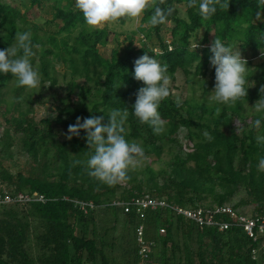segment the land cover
Returning a JSON list of instances; mask_svg holds the SVG:
<instances>
[{"label":"trees","instance_id":"16d2710c","mask_svg":"<svg viewBox=\"0 0 264 264\" xmlns=\"http://www.w3.org/2000/svg\"><path fill=\"white\" fill-rule=\"evenodd\" d=\"M19 1L16 5V0H0V49L16 44L17 31H30L33 45H39L32 64L41 76V96L46 83L51 89L58 85V63L70 80L64 98L52 97L56 118L37 123L28 118L36 89L18 87L10 73H0V195L31 198L0 204V264H141L139 225L145 228V240L153 244L145 264H264L260 250L254 256L260 242L230 214H215L216 224L201 225L174 209L215 210L229 204L237 215L264 217V171L258 169L264 143L256 140L264 135V113L253 108L264 85V17L256 19L257 0H228L229 7L217 8L210 19L199 14L200 0L195 7H188L189 0H165L160 6L174 9L167 18L174 24L170 43L162 37L166 23L149 24L152 9L140 18L141 28L121 19L111 27L91 29L75 0H50L59 30L41 35L31 26L30 16L34 6L46 0ZM152 35L160 50L151 44ZM215 36L233 50L238 48L248 62V95L235 104L207 98L214 87L207 78L211 68L215 80L210 64ZM110 37L114 47L110 56H104L100 48ZM138 37L143 42H136ZM145 54L169 65L171 84L183 73L205 97L190 98L177 107L178 98L169 86L170 95L158 107L165 121L161 134H154L132 111L139 88L145 86L134 78L135 61ZM4 89H9L10 98ZM22 106L28 111L16 114ZM125 107L129 109L125 138L140 144L144 157L129 169L130 179L109 186L89 175L87 161L94 149L88 148L86 131L81 129L71 140L66 134L77 117L82 123L83 118L103 116L106 124L112 110ZM195 107L200 112L197 118ZM256 119H261L260 129L253 126ZM16 142L28 158L26 171L5 166L6 161H15ZM165 150L170 158L163 161ZM154 163L163 166L156 169ZM119 189L122 200L148 195L168 206L147 210L145 218L135 208L125 213L114 204ZM241 192L245 196L236 202ZM243 206L252 208L246 213L240 210ZM224 223L229 227L221 230ZM128 229L134 232L130 248L125 244ZM116 247L121 255L111 256Z\"/></svg>","mask_w":264,"mask_h":264},{"label":"clouds","instance_id":"9594fccd","mask_svg":"<svg viewBox=\"0 0 264 264\" xmlns=\"http://www.w3.org/2000/svg\"><path fill=\"white\" fill-rule=\"evenodd\" d=\"M165 0H75V7L82 12L86 25L91 29H103L111 27L121 19H127L136 24L145 11L152 9L149 18L151 26H157L167 22L174 9L169 6L162 8ZM196 0H189L188 7H195ZM229 7L228 0H200L199 14L203 19H210L217 8ZM256 19L264 17V0H257ZM216 37V36H215ZM16 44L7 49H0V73L11 74L17 80L18 87L27 89H41V76L32 64L34 48L32 33L30 31L15 33ZM138 46V45H137ZM199 44L197 45V48ZM210 64L215 68V86L212 99L220 104H235L246 99L248 93L246 73L248 71L247 60L242 58L241 51H234L231 45H226L219 37L211 43ZM261 56L264 52L261 51ZM169 65H163L156 58L145 54L135 61L134 78L145 85L139 88L136 102L133 106V114L141 123L149 124L154 134L164 131L165 121L158 111L160 102L170 95ZM254 84L251 86L253 87ZM39 92V91H38ZM37 92V93H38ZM260 99L253 106L258 113H264V85L259 88ZM177 107L180 100L177 99ZM129 117V109L112 110L108 115V122L103 123V116H91L89 118L77 117L74 125L68 126L66 139L79 136L80 130L87 133L88 148L94 149V154L87 161L89 175L109 185L124 183L130 179L128 171L138 163V157H144V150L135 141L126 140V122ZM256 129L261 127V119L253 122ZM207 139L211 136L204 132ZM257 143H264V135H257ZM76 163H79L77 161ZM258 169L264 171V158L259 160Z\"/></svg>","mask_w":264,"mask_h":264},{"label":"rangeland","instance_id":"374dc122","mask_svg":"<svg viewBox=\"0 0 264 264\" xmlns=\"http://www.w3.org/2000/svg\"><path fill=\"white\" fill-rule=\"evenodd\" d=\"M6 2H12L13 0H5ZM20 4L19 0H16V5ZM20 6V5H19ZM181 15L185 16V12H184V7L181 8ZM34 13L31 14L30 16V24L33 27V29L36 30H40V34H44L47 33L49 35H52L56 32H58L59 30V22H56L53 20V16H54V12H55V8H54V3L50 0H46L42 3V5L40 7L38 6H34L33 8ZM137 27L139 26V28H141V24L140 21L138 24H136ZM146 26H148V24H146ZM174 24L172 22H166L163 30H162V37L163 39L170 43L172 41V35H171V31L173 28ZM203 32H199V38L202 37ZM113 38L110 37L109 38V43L107 46L105 47H101L100 48V52L104 55V56H110L111 54V50L113 49V45L114 42L112 40ZM123 37H120L119 40L120 42L123 41ZM136 42L140 43L143 42V38L142 37H138L136 38ZM157 37L155 35H152L151 37V44L153 45V47L157 50H160L158 47V43H157ZM234 51H239L238 48H235ZM242 53V52H241ZM245 58V57H244ZM257 61L261 62L263 61V59L259 58ZM57 69L60 72L58 75V85L54 88L51 89L49 87V83H46L44 86V91H42V96H41V89H36L34 95H33V99L35 100V102L33 103V107L32 110L29 112L28 118L31 120H34L35 122H40L42 119H46V118H56L57 116V110H56V102L52 101V97H56L57 99H61L64 98L66 96V88H67V82L70 80V76L68 77H63L64 73L62 71V67L60 66V63H58L57 65ZM214 75H213V69L211 68V70L209 71V75H208V80L210 81H214V86H215V80L213 79ZM14 84H12L11 86H13ZM170 87H172L173 89V93L176 96V98H178L180 100V102H184L185 100H188L190 98H195L197 101H202L205 97H204V93H203V89L197 84L194 89L192 88V86L190 85V83L187 82V77L184 76L183 73H178L177 74V80L174 84H169ZM39 91V92H38ZM214 91V87L211 89L210 93L207 95V98L209 100H213L212 97L214 95V93H212ZM4 93L6 92L7 98H10L12 96V94L10 93L9 89H4L3 91ZM38 92V93H37ZM74 100L76 99V96L72 97ZM27 110V106H22L19 110L15 111L16 114L19 113V111H26ZM195 110V114H196V118L199 117L200 112L198 109H196V107L194 108ZM28 111V110H27ZM183 137V135H182ZM18 144V142H16V145ZM16 152V156H15V161L11 162V161H6L5 162V166L12 168L13 171H26L28 169V158L23 154L22 150L20 149V146H16L15 150ZM170 155L168 150H165V152L163 153V157L162 160L166 161L169 160ZM163 166V163H154V167L156 169L160 168ZM122 192L123 189H119L117 192V196H116V200H119L122 196ZM245 194L243 192H241L240 194H238L235 197V201H239L242 198H244ZM251 206H243L241 207V211L243 212H250L251 210ZM122 224V223H121ZM122 227V226H121ZM127 238L125 241V244L127 246H133L134 244V232L131 229L127 230ZM111 256H120L121 255V251L118 250V248L116 247V250L111 253ZM119 264H122V261L119 262Z\"/></svg>","mask_w":264,"mask_h":264},{"label":"built area","instance_id":"2783aa9c","mask_svg":"<svg viewBox=\"0 0 264 264\" xmlns=\"http://www.w3.org/2000/svg\"><path fill=\"white\" fill-rule=\"evenodd\" d=\"M37 196V194H34ZM30 196H25L19 194L16 198H12L7 193L3 197L0 195V204L1 203H11L13 201H30ZM39 200H43V197H40ZM116 206L123 207L125 213H130L134 208L136 213L139 214L140 218H145V212L149 209H157L167 207L168 204L164 200H158L148 195H142L137 197H132L130 200L125 201L122 199L116 200L114 202ZM179 214L196 220L201 225H214V215L215 214H230L232 218L237 219L244 227V230L247 234L253 238L255 242H260V248L254 251V256L257 255L258 250H260L264 255V217L260 218H250L244 215H237L233 207L229 204H226L222 207H219L215 210H204L202 208L191 210V209H180L174 208ZM229 224H221V230L228 229ZM161 233H164V230H161ZM137 241L140 244V255L142 258L141 264L149 259V255L152 252V243H149L145 240V228L143 225H139L136 228Z\"/></svg>","mask_w":264,"mask_h":264}]
</instances>
